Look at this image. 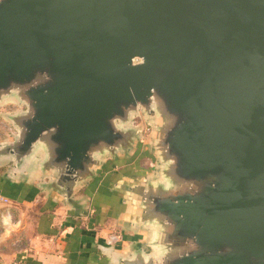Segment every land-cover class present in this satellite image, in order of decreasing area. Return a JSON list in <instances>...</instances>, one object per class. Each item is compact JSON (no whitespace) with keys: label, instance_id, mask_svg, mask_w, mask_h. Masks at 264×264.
<instances>
[{"label":"water","instance_id":"water-1","mask_svg":"<svg viewBox=\"0 0 264 264\" xmlns=\"http://www.w3.org/2000/svg\"><path fill=\"white\" fill-rule=\"evenodd\" d=\"M38 73L49 80L27 92L35 118L20 151L55 127L57 158L70 155L74 168L99 141L122 146L112 160L128 159L139 139L108 122L155 89L176 117L164 141L176 175L201 186L149 195L174 225V246L198 245L168 264H264V0H0V89ZM143 176L121 177L137 187L117 189L119 179L112 195L142 196Z\"/></svg>","mask_w":264,"mask_h":264},{"label":"clouds","instance_id":"clouds-1","mask_svg":"<svg viewBox=\"0 0 264 264\" xmlns=\"http://www.w3.org/2000/svg\"><path fill=\"white\" fill-rule=\"evenodd\" d=\"M143 63L141 58L132 61L133 66ZM48 80L46 73H38L28 84L13 82L7 89H0V181L34 185L40 191L52 194L53 202L59 204L49 225L55 228L65 223L77 210V202L89 216L95 215L96 209L88 202L91 198H81L77 193L91 180L88 174L96 173L102 164L123 155L124 150L120 144L108 145L99 141L84 153L81 167L74 168L70 155L62 161L58 160L59 145L52 139L57 129L52 127L43 130L27 150L20 151L28 132L24 124L35 118L27 92ZM129 95L134 98L132 89H129ZM147 99V104L135 101L122 108V115H116L108 122L113 135L125 137L131 133L134 141L139 139L147 145L154 162L151 164L153 170L138 180L144 194L123 193L125 211L112 219L110 228L104 227L103 220L100 223L102 231L98 233L97 240L103 239L105 246L97 244V248L99 258L106 264H168L170 259L187 257L198 250L195 238L185 239L182 245L174 246V242L168 239L174 232V225L154 211V202L149 198L150 194L161 198L185 194L196 196L201 186L194 180H184L176 175V157L169 154V147L164 143L167 133L175 125L176 117L167 111L155 89H149ZM126 181L137 187V183L124 177L117 182L116 188L119 189ZM69 192L71 195H68ZM0 201L4 202L0 205L3 208L0 212V264H17L18 258L27 259L30 254L37 264H69L64 245L55 238L47 241L48 251L33 253L32 246L43 239L42 233H36L41 225L27 215L35 201L20 202L24 211H19L17 202L9 200L7 196H0ZM13 208H17L15 217L11 211ZM100 211L103 216L107 209L102 207ZM72 218L75 219L74 216ZM26 220L30 221L27 225ZM26 229H30L34 235L29 237ZM73 231L72 227H68L60 235L65 236ZM124 232L139 234L142 237L140 243L145 247L136 250L132 244L124 242L121 235ZM26 239L27 247L14 250ZM118 242L121 243L119 249L115 247Z\"/></svg>","mask_w":264,"mask_h":264},{"label":"crops","instance_id":"crops-1","mask_svg":"<svg viewBox=\"0 0 264 264\" xmlns=\"http://www.w3.org/2000/svg\"><path fill=\"white\" fill-rule=\"evenodd\" d=\"M142 144L139 141V145ZM141 150V151H140ZM154 158L150 149L137 148L130 158L124 160H109L105 163L98 173L95 181H91L77 195L81 198H91L88 202L91 207L96 209L95 215L89 216L87 211L80 212L77 216L71 214L70 218L62 225L50 228L53 222V213L59 207V204H53L47 197V194L40 191L37 187L26 186L24 184H8L6 181H0V196H7L11 201L17 202L19 211H24L20 202L28 201L35 204L32 209L28 210L27 215L31 220L38 221L41 225L36 229V233H42L43 239L38 240L32 247L35 251H48L47 241L55 238L64 245V252L68 256L69 264H106L100 257L97 244L105 246L103 239L97 240V235L102 228L100 223L103 220L104 227L110 228L112 219L118 217L125 209V205L118 198L112 195L111 186L114 185L123 176L145 175L152 171L151 164ZM4 202L0 201V205ZM106 208L107 212L101 215V208ZM3 208L0 207V212ZM14 217L17 214V208H13ZM83 213V214H82ZM75 217L73 219L72 217ZM86 218V219H85ZM30 221L26 220V225ZM72 227L74 231L71 234L61 236L60 233ZM29 237L34 235L30 229H26ZM24 233L22 232L21 235ZM122 240L130 244L140 239L139 236L124 232L121 234ZM28 246V240L17 245L14 250ZM115 247L119 249L121 243H116ZM17 264H37V261L30 254L27 259L18 258Z\"/></svg>","mask_w":264,"mask_h":264},{"label":"rangeland","instance_id":"rangeland-1","mask_svg":"<svg viewBox=\"0 0 264 264\" xmlns=\"http://www.w3.org/2000/svg\"><path fill=\"white\" fill-rule=\"evenodd\" d=\"M143 147L146 149V148H147V145H145V144H140V145H139V148L143 149ZM140 151H141V150H140Z\"/></svg>","mask_w":264,"mask_h":264}]
</instances>
